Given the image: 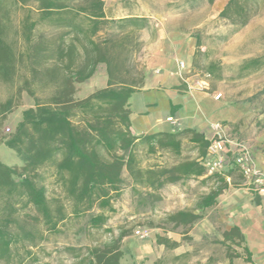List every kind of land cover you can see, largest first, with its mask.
I'll use <instances>...</instances> for the list:
<instances>
[{
  "label": "rangeland",
  "instance_id": "1",
  "mask_svg": "<svg viewBox=\"0 0 264 264\" xmlns=\"http://www.w3.org/2000/svg\"><path fill=\"white\" fill-rule=\"evenodd\" d=\"M183 3L186 4L184 9ZM210 3L208 0H104L108 18L117 19L123 12H151L159 17L154 23L160 22L161 28L160 17L180 15L171 22L198 39L201 46L188 75L208 83L211 93L218 91L220 100L226 103L225 107L236 114L235 120L216 124L220 126L218 132L226 152L220 174L227 178L237 144L247 149L254 166L264 172V65L245 64L252 59L242 57L252 56L255 51L238 48L239 41L231 43L228 49L223 45L225 42L220 43V37L227 33L216 31L219 24L217 19H210L214 15ZM26 16L27 8L17 4L16 0H0V41L3 49L10 53L0 58V161L7 166H16L19 171L22 165L14 152L3 146V142L14 134L20 112L34 107L28 92H33L39 99L48 98L53 93L54 84L46 72L56 62L59 38L65 32L39 24L31 31L29 39L26 37ZM29 20L37 21V14H32ZM199 21L203 25L197 26ZM154 30L140 32L143 46L148 37L149 40L154 38ZM101 36L103 38L104 34ZM64 42L67 44L70 40L65 37ZM142 49L135 59L139 68L143 69ZM105 86L106 74L104 66L100 65L91 80L76 85L78 92L75 99L83 100ZM163 111L164 108L159 106L153 112L154 117ZM176 130L173 128V131ZM164 132H169V129ZM218 132L214 126L211 127L208 140H218ZM191 150V147L184 149L183 156L176 159L165 153L151 154L147 147L138 146L135 152L136 169L142 172L146 169H169L183 158L197 159L196 152ZM41 176L47 199L57 202L51 206H62L67 219L54 230H49L42 223L32 225L27 221L24 227L35 229L34 242L24 243L29 253L17 245L12 264H78L90 250L111 244L120 234H125L121 243L124 252L121 264H221L227 256L234 257L241 248L238 240L234 244H226L217 239L222 237L223 225L217 219L219 213L224 215L223 207L216 204L208 211L195 208L196 200L208 192L209 185L201 182L178 181L152 190L134 185L132 175L124 169L123 184L119 193L112 197L111 210H101L95 202L88 205L82 201L69 183L61 185L52 177ZM233 180L239 184L238 187L230 184ZM226 181L230 184L229 189L220 200L229 194L242 193L245 189L256 192L237 170ZM178 214L191 217L192 221L183 223ZM20 215L36 216V212L28 207L21 209ZM96 216H102L105 223L102 227L92 228L89 222ZM204 224H212L214 231L199 240L200 235L206 232ZM137 231L139 235H136ZM156 235L176 242L178 247L172 249L155 242L150 244V241H155Z\"/></svg>",
  "mask_w": 264,
  "mask_h": 264
},
{
  "label": "trees",
  "instance_id": "2",
  "mask_svg": "<svg viewBox=\"0 0 264 264\" xmlns=\"http://www.w3.org/2000/svg\"><path fill=\"white\" fill-rule=\"evenodd\" d=\"M248 1H228L219 18L227 20L232 31L220 37V43L227 41L253 16L255 11ZM16 3L27 8L26 37L29 39L31 31L39 24L65 32L59 38L56 62L46 72L54 84L53 93L39 99L28 92L34 107L22 112L14 134L3 142L4 147L14 152L22 168L19 171L16 166L0 161L1 264H12L17 245L29 253L24 243L33 244L35 229L27 230L24 227L27 221L32 225L42 223L54 230L67 219L62 206H51L57 202L47 199L41 175L52 177L61 185L69 183L82 201L88 205L95 202L101 210H111L112 197L119 193L123 184L124 169L132 175L134 185L152 190L200 178L202 184L209 186L208 192L195 204L198 211L214 206L230 184L239 185L234 180L229 184L222 174L207 173L200 160L205 158L211 141L194 129L140 137L131 135L129 99L144 85L143 69L139 68L135 57L143 46L139 34L150 27L148 19L108 18L103 0H16ZM34 13L38 20L31 22L29 18ZM65 37L70 40L67 44H64ZM200 49L196 39L195 57ZM7 55L10 53L3 49L0 41V58ZM100 65L104 66L106 74L105 88L76 100V85L93 77ZM138 146L147 147L151 154L165 153L176 159L183 156L184 149L191 147L199 160L183 158L169 169L142 172L136 169ZM230 166L227 178L237 170L232 164ZM258 194H254L256 203ZM28 207L36 216L20 215V210ZM177 216L183 223L192 221L184 214ZM89 223L90 227L99 228L105 219L96 216ZM124 237L125 234H120L111 244L93 248L78 264H121ZM235 237L242 241L236 227L223 233V242H233ZM155 243L165 248L178 247L176 242L160 235L155 236ZM246 261L250 262L248 258Z\"/></svg>",
  "mask_w": 264,
  "mask_h": 264
},
{
  "label": "crops",
  "instance_id": "3",
  "mask_svg": "<svg viewBox=\"0 0 264 264\" xmlns=\"http://www.w3.org/2000/svg\"><path fill=\"white\" fill-rule=\"evenodd\" d=\"M228 1L212 0L210 3L211 11L214 13L210 19H217L219 24L216 31H223L224 33L232 31L229 22L219 18ZM248 2L255 11L253 16L247 24L237 29L223 45L228 49L231 47V43L239 41L238 48L255 51L252 56L242 57V59H252L245 61V64L264 65V0H250ZM182 5V9H184L186 4L183 3ZM178 16L180 15L160 17L161 28L159 27L160 22L154 23L159 17L151 12L144 14L132 11L123 12L119 17L146 18L149 20V31H152L153 28L156 29L153 32L154 38L149 40L148 37L142 49L144 53L143 88L129 99V130L134 137L161 133L167 129L169 132H173V128H177V130L194 129L208 140L207 135L210 133L211 127L218 122L235 120V112L226 108L224 101L214 99L217 94H220L218 91L211 93L208 89V83L206 87L202 88L200 84L203 81L199 82L188 75L195 60L196 40L187 34L185 29L174 26L171 21ZM202 23L199 21L197 26L203 25ZM223 61L228 63L226 60ZM179 63L184 64L183 71L179 70ZM178 74L183 75V80L178 77ZM137 102H139L138 105ZM159 106L163 107L164 111L160 112L159 115L156 113V117H154L153 112ZM21 114L22 112L17 118L18 122L21 121ZM168 118H171L172 122H167L166 119ZM189 160L198 161L199 159L192 158ZM200 181V178L195 180L196 183ZM183 189L185 188L183 187ZM228 189L229 186L226 190ZM226 190L216 199V204L223 207L222 212L224 214L219 213L217 219L223 225L222 237L217 239L223 242V233L236 227L242 236V241L235 237L233 242H223L234 244L238 240L241 242V248H238L239 252L234 257L227 256L221 264H229L230 260L232 264H264V192L258 194V203L254 199L255 193L246 189L242 193L229 194L220 200ZM216 204L206 211L214 208ZM204 225L206 232L200 235L199 240L205 237L207 233L211 234L214 231L212 224ZM153 242L155 241H150V244ZM247 258L250 262L246 261Z\"/></svg>",
  "mask_w": 264,
  "mask_h": 264
},
{
  "label": "built area",
  "instance_id": "4",
  "mask_svg": "<svg viewBox=\"0 0 264 264\" xmlns=\"http://www.w3.org/2000/svg\"><path fill=\"white\" fill-rule=\"evenodd\" d=\"M179 70H184V64H178ZM178 77L183 80V75L178 74ZM206 82H202L200 87H206ZM221 94H217L214 99L220 100ZM167 122H172L171 118L166 119ZM215 130L218 132L220 130L219 125L214 126ZM218 134V140L212 141L208 147L207 154L202 160V165L205 167L207 173L210 174H220L223 170V164L225 162V150L224 142L222 141V136ZM236 151L231 156V164L237 168L242 177L246 180L249 186H252L253 189L258 193L264 192V172L257 169L247 151V149L242 144L236 145ZM228 180V178H226ZM140 232H136V235H139Z\"/></svg>",
  "mask_w": 264,
  "mask_h": 264
}]
</instances>
